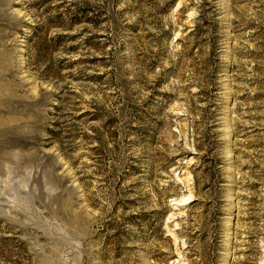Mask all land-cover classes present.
Wrapping results in <instances>:
<instances>
[{
  "label": "rangeland",
  "instance_id": "374dc122",
  "mask_svg": "<svg viewBox=\"0 0 264 264\" xmlns=\"http://www.w3.org/2000/svg\"><path fill=\"white\" fill-rule=\"evenodd\" d=\"M0 264H264V0H0Z\"/></svg>",
  "mask_w": 264,
  "mask_h": 264
},
{
  "label": "bare ground",
  "instance_id": "6f19581e",
  "mask_svg": "<svg viewBox=\"0 0 264 264\" xmlns=\"http://www.w3.org/2000/svg\"><path fill=\"white\" fill-rule=\"evenodd\" d=\"M188 203V202H187ZM187 203H178L177 205H179V206H181V205H185V204H187Z\"/></svg>",
  "mask_w": 264,
  "mask_h": 264
}]
</instances>
